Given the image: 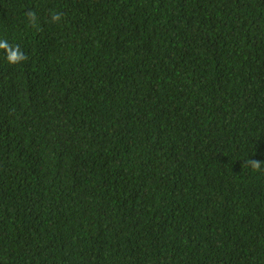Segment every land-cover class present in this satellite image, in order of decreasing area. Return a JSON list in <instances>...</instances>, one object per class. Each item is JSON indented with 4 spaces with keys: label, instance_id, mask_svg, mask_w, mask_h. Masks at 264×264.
<instances>
[{
    "label": "trees",
    "instance_id": "obj_1",
    "mask_svg": "<svg viewBox=\"0 0 264 264\" xmlns=\"http://www.w3.org/2000/svg\"><path fill=\"white\" fill-rule=\"evenodd\" d=\"M0 42V264H264V0H0Z\"/></svg>",
    "mask_w": 264,
    "mask_h": 264
},
{
    "label": "clouds",
    "instance_id": "obj_2",
    "mask_svg": "<svg viewBox=\"0 0 264 264\" xmlns=\"http://www.w3.org/2000/svg\"><path fill=\"white\" fill-rule=\"evenodd\" d=\"M57 17H54V19ZM7 42H0V48H7ZM23 57L17 52V51H10V54L8 56L9 61L11 62H17L18 60L22 59ZM251 164L254 168L260 167V162L258 160H252Z\"/></svg>",
    "mask_w": 264,
    "mask_h": 264
}]
</instances>
